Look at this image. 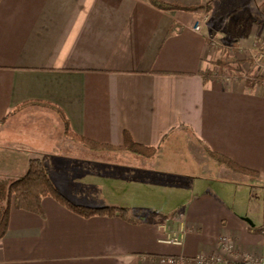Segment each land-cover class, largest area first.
<instances>
[{
  "label": "crops",
  "instance_id": "0c3cea01",
  "mask_svg": "<svg viewBox=\"0 0 264 264\" xmlns=\"http://www.w3.org/2000/svg\"><path fill=\"white\" fill-rule=\"evenodd\" d=\"M195 1V10H166L150 0H0V178L20 177L30 158L41 157L74 203L133 212L131 220L83 217L50 196L42 214L12 207L0 264H230L264 255V216L244 187L251 178L264 184V69L248 84L215 76L219 55L209 46L211 37L232 42L246 70L250 45L264 48V0ZM25 109L57 114L73 144L44 153L9 124ZM124 130L156 146L153 159L183 132L205 153L257 173L225 168L246 180L239 182L215 175L211 162L179 183L165 181L149 169L152 157L118 149ZM82 138L116 148H92ZM163 223L183 227L181 245L159 241ZM224 236L234 253L223 248Z\"/></svg>",
  "mask_w": 264,
  "mask_h": 264
},
{
  "label": "rangeland",
  "instance_id": "374dc122",
  "mask_svg": "<svg viewBox=\"0 0 264 264\" xmlns=\"http://www.w3.org/2000/svg\"><path fill=\"white\" fill-rule=\"evenodd\" d=\"M167 1L173 3H189L192 5L196 3L195 0ZM202 16H206L208 18L207 14H203ZM211 39H214L216 41V46L211 45ZM210 41L209 46L211 47V49L217 52V55H219L218 59L214 62L216 65L214 66L215 76H237L238 74H240L241 77L250 78L253 77V74L257 75L259 72L263 71L264 67L262 68L257 66L254 60V56L258 58L259 54H262L263 56H260V60L262 62V66H264V48L261 45L258 46L257 42H254L250 45L249 51L247 53V59L250 60V63L248 64L249 67H246V70H244L242 68V62L235 58L236 54H234V51L237 49L235 44H232V42L230 41H221L213 37L210 38ZM225 55L229 56L230 62L232 61V59L235 58L237 63L232 62V66L233 69L240 68V73H233L229 70L228 66L223 65L222 58H224ZM16 121H18V123H16ZM9 124H11V126H16L22 128V130H25V132L27 133V137L35 140L36 144L42 147L44 153L52 145L60 143H66L68 145H71V143L73 144L72 140L63 135L64 127L60 117L53 112H46L44 109L22 110L16 115L15 119H10ZM177 135L178 134L173 135V137H176ZM178 141L184 144V147H180L178 149ZM167 143L168 142H166L165 144ZM174 145L175 148L170 150L169 152L159 151L155 159H153V157L152 159H148V164L150 165L149 169H151V167L154 168L155 176H158L160 174L161 178H164L165 181L170 178L171 181L177 180V182L179 183L183 179H186V175H189L190 173L195 174L197 169H211L212 166L210 165V163L213 162L214 165L216 164L215 166H217L218 170L215 172V175L216 173L219 175L224 174L229 177H234L236 181L239 182L246 181L245 178H243L241 175H235L232 171H228L223 166H219L215 160H213L211 157L208 156L207 153L203 151L202 147L196 142V139L189 133L187 134L182 132L180 134V138L178 140H174ZM108 153L110 154L108 156L112 157L113 159H120L118 152ZM123 153L128 152L123 151ZM253 179L255 178H251V182H249V185H244V187L247 190L253 189L252 193L253 195L256 194L255 196H257V203L260 205L258 210L261 211L262 215L264 216V184L263 182L261 183L260 181H257L258 178L256 180ZM243 184L247 183L243 182ZM250 184H255L256 187Z\"/></svg>",
  "mask_w": 264,
  "mask_h": 264
},
{
  "label": "trees",
  "instance_id": "16d2710c",
  "mask_svg": "<svg viewBox=\"0 0 264 264\" xmlns=\"http://www.w3.org/2000/svg\"><path fill=\"white\" fill-rule=\"evenodd\" d=\"M150 2L154 6L166 10H195L196 7H199L195 4L183 5L179 3H173L167 0H150ZM222 59L223 65L228 66L230 71L236 74L240 73V68L233 69L232 62L237 63L235 58L232 59V61L230 62L229 56L225 55ZM238 76H240V74H238ZM250 80L258 82L260 81V78L259 76H256L254 78H246L247 84L250 82ZM18 107L19 106H17L10 113H13L15 110H17ZM10 113H8V115ZM65 124L66 130L71 132L69 129L68 121H66ZM122 137L123 142L118 149H122L123 151H127L129 153L147 158L152 157L157 151L156 146H148L136 142L132 138L130 133L126 130L123 131ZM82 139L85 143H88L92 148H116L108 144L96 142L87 138ZM206 150L208 156L215 160L219 166H223L224 168H229L237 172L247 173L249 175H255L257 173L252 169L238 165L223 154L212 151L208 148H206ZM44 196H50L54 198L59 203L66 206L70 211L83 217H91L94 215H106L119 216L128 220H131L133 218L132 209L127 206H89L74 203L68 197H66L56 186L53 179L49 175L48 168L43 159L41 157H32L28 161L26 171L20 177L12 181L0 178V239L4 237L8 229L10 209L12 207L42 214L43 209L41 201ZM230 264H250V262L248 260L242 259L240 261L231 262Z\"/></svg>",
  "mask_w": 264,
  "mask_h": 264
},
{
  "label": "built area",
  "instance_id": "2783aa9c",
  "mask_svg": "<svg viewBox=\"0 0 264 264\" xmlns=\"http://www.w3.org/2000/svg\"><path fill=\"white\" fill-rule=\"evenodd\" d=\"M206 16H201L199 17L195 24L193 25V29L195 30H199L200 29V25L202 22H204V20H206ZM210 40V39H209ZM211 45L216 46V41L214 39H211L210 41ZM260 56H263L262 54H259V57L256 58L254 56V60L257 66L259 67H264L262 66V62L260 60ZM173 219L176 220H180V218H178L177 216H174ZM160 228L162 229L163 234L161 235V237L159 238L160 242L163 243H168V244H173V245H181L182 244V239H183V227H179V229H171L167 223H163L160 225ZM222 246L225 249V251L227 253H234V248L233 245L231 244L230 241H228V239L224 236L222 237ZM197 261L199 262H209L218 258L215 257H204V256H199L196 258ZM243 260H248L250 262V264H264V255L262 256H254V255H249V254H245L243 256ZM168 262L173 263L174 262V258L173 257H169L167 259Z\"/></svg>",
  "mask_w": 264,
  "mask_h": 264
}]
</instances>
